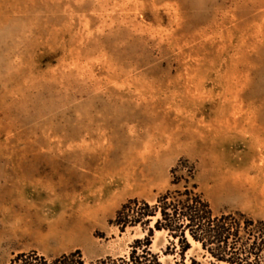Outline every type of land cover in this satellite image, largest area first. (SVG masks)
Masks as SVG:
<instances>
[{"label": "rangeland", "instance_id": "374dc122", "mask_svg": "<svg viewBox=\"0 0 264 264\" xmlns=\"http://www.w3.org/2000/svg\"><path fill=\"white\" fill-rule=\"evenodd\" d=\"M180 159L216 213L264 219V0H0V264H130L147 232L110 221Z\"/></svg>", "mask_w": 264, "mask_h": 264}, {"label": "trees", "instance_id": "16d2710c", "mask_svg": "<svg viewBox=\"0 0 264 264\" xmlns=\"http://www.w3.org/2000/svg\"><path fill=\"white\" fill-rule=\"evenodd\" d=\"M195 173L193 163L180 159L170 171L173 189L166 190L152 203L129 199L117 210L110 222L121 232L128 227H140L147 232L143 239L134 240L130 264H160L157 256L148 250L154 231L165 232L168 246L174 248L176 242L180 253L189 248L191 239L214 262L264 264V219H254L238 210L216 213L199 191L194 181ZM144 240L142 255H135L136 245H141ZM32 256L37 258L35 253L17 254L11 264H18L19 261L30 264L28 258ZM73 256L63 255L55 259L54 264ZM37 259L40 264H46L43 257ZM73 264L83 263L81 259H73Z\"/></svg>", "mask_w": 264, "mask_h": 264}, {"label": "bare ground", "instance_id": "6f19581e", "mask_svg": "<svg viewBox=\"0 0 264 264\" xmlns=\"http://www.w3.org/2000/svg\"><path fill=\"white\" fill-rule=\"evenodd\" d=\"M157 233H159L158 231H156ZM190 240V242H191V244H194V245H198V246H200L198 243H195V242H193L191 239H189ZM223 264V263H222Z\"/></svg>", "mask_w": 264, "mask_h": 264}]
</instances>
